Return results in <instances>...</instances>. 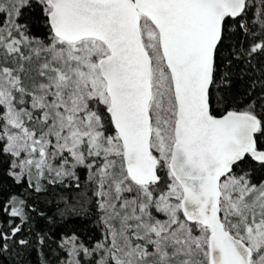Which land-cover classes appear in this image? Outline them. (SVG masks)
Segmentation results:
<instances>
[{"label": "snow or ice", "instance_id": "6c2138e0", "mask_svg": "<svg viewBox=\"0 0 264 264\" xmlns=\"http://www.w3.org/2000/svg\"><path fill=\"white\" fill-rule=\"evenodd\" d=\"M73 187L94 242L42 226ZM7 254L264 264V0H0Z\"/></svg>", "mask_w": 264, "mask_h": 264}, {"label": "trees", "instance_id": "16d2710c", "mask_svg": "<svg viewBox=\"0 0 264 264\" xmlns=\"http://www.w3.org/2000/svg\"><path fill=\"white\" fill-rule=\"evenodd\" d=\"M39 199L41 208L49 217V221L41 222L42 226L54 219L56 222L54 231L57 234L71 235L75 232L87 242H94L100 237L101 232L96 224L95 210L85 204V197L81 190L74 187L57 189ZM0 260L3 264H21L20 258L15 254L4 255L0 257Z\"/></svg>", "mask_w": 264, "mask_h": 264}]
</instances>
